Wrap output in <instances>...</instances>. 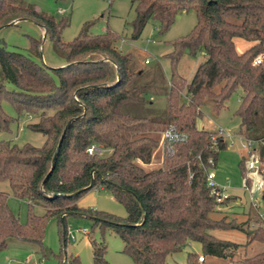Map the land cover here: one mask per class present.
Here are the masks:
<instances>
[{"label": "trees", "instance_id": "1", "mask_svg": "<svg viewBox=\"0 0 264 264\" xmlns=\"http://www.w3.org/2000/svg\"><path fill=\"white\" fill-rule=\"evenodd\" d=\"M130 6L132 39L140 36L149 20L163 34L177 14L194 10L193 29L170 42L168 82L160 68L145 76L131 53L117 49L120 35L109 28L92 34V22H86L77 36L65 42L60 34L68 17L56 20L33 5L0 0V27L31 20L65 59L62 66L49 67L0 44V100H8L18 116H37L27 127L45 137L41 146L0 141V183L6 181L12 195L28 203L27 219L21 223L8 205V193L0 190V249L12 238L41 246L44 223L51 216L57 218L65 246V217L85 211L76 200L94 187L108 191L124 206L126 216L94 211L92 227L118 235L121 251L133 264H167L170 255L182 250L185 264H199L193 244L200 247L203 258L229 259L239 248L240 244L212 233L242 229L225 216H215L222 204L235 197L217 202L206 185V172L227 143L220 138L212 142L215 132L197 127L196 120L204 107L217 113L240 90L233 113L239 120L236 132L258 143L264 183V59L252 63L264 51V0H130ZM236 37L253 44L238 52ZM31 45L36 51L39 41L32 40ZM184 52L203 55L190 80L176 71ZM163 91L167 105L161 114L151 97ZM10 120L0 106V130H8ZM170 125L185 139L164 147L158 167H146L160 146L154 134ZM91 144L109 153L89 154L86 149ZM240 167L245 172L243 158ZM33 205L41 206L44 213H33ZM243 232L244 246L264 243L261 226ZM89 242L93 263L108 264L104 241L90 237ZM238 264H264V250L243 256Z\"/></svg>", "mask_w": 264, "mask_h": 264}, {"label": "rangeland", "instance_id": "2", "mask_svg": "<svg viewBox=\"0 0 264 264\" xmlns=\"http://www.w3.org/2000/svg\"><path fill=\"white\" fill-rule=\"evenodd\" d=\"M24 4L33 5L36 10L48 15H52L56 20L66 16L69 23L61 31V39L65 42L72 40L78 35L80 29L86 22H92L89 31L92 34H99L109 28L120 35L115 41V46L122 53H131L136 67L142 68L148 75L154 68H160L165 81L168 82L171 76V64L167 54L172 47L170 42L181 36L188 34L196 24V14L193 9L181 12L176 15L169 30L160 34L157 25L153 20H149L144 26L140 36L131 38L132 29L128 22L134 17V12L130 8V0H19ZM32 40L39 41L36 51L32 50ZM4 44L7 49L23 52L30 57L43 62L49 67H59L65 62L64 56L55 48L48 36L39 24L28 20H19L16 24L6 25L0 28V44ZM252 41L242 38H234V44L238 52H242L252 45ZM202 53L195 57L184 52L180 57L176 71L186 80H190L197 64L203 59ZM145 60L147 62L145 63ZM166 87L165 84H161ZM10 89L12 85L7 84ZM240 90L233 93L225 102L223 108L215 113L209 106L203 108V114L196 120L199 128L207 130H223L231 134L224 138L227 145L218 152L215 165L212 167L215 173V181L220 187L234 199L220 206V212L216 217L225 216L227 220L239 224L240 229H216L212 233L224 240H229L240 244L231 258H217L206 256L204 264H238L243 256H251L264 250V243L253 241L249 245L246 243V235L243 231H253L258 227L264 229V221L257 212L251 208L248 195L243 191L245 172L242 173L240 160H245V165L254 154L258 153L243 147L245 140L237 134L239 120L234 116V111L238 106V95ZM153 108L162 114L167 105V97L164 93L153 94ZM0 106L3 112L11 118L8 130H0V141L8 140L11 143L21 146L25 143L34 146H41L44 142L42 133L33 131L27 124L38 119L37 116H18L14 106L5 98H1ZM160 141L158 132L154 134ZM257 147V146H256ZM109 153L107 151L105 154ZM163 148L160 146L154 153V167L161 163ZM151 168V166H146ZM249 174V173H248ZM253 181L259 180L258 172H250ZM0 190L8 193V205L21 223L27 219L28 203L12 195L10 187L6 181L0 183ZM237 198V199H236ZM238 200V202H237ZM76 204L85 210L83 213L68 214L65 217L66 226L85 227L89 233L78 235L75 240H67L63 246L58 233L56 216L48 217L44 223V236L41 246L31 242L22 241L16 238L9 239L7 245L0 249V264H94L92 250L89 242L91 237L95 241L103 240L106 245L105 260L108 264H133L131 258L124 254L123 241L121 238L106 229L104 233L97 227H92L93 219L91 215L94 211L105 212L118 218L126 216L124 206L116 201L113 196L101 188H92L82 194ZM33 213L42 215L44 209L39 205H33ZM260 211L264 213V205H260ZM192 250L199 256L200 249L192 246ZM185 250L170 255L167 264H185Z\"/></svg>", "mask_w": 264, "mask_h": 264}, {"label": "built area", "instance_id": "3", "mask_svg": "<svg viewBox=\"0 0 264 264\" xmlns=\"http://www.w3.org/2000/svg\"><path fill=\"white\" fill-rule=\"evenodd\" d=\"M264 59V51L256 55L253 59V64H259ZM147 60H145V63ZM160 137V142L162 145V148L166 145H169L171 143L181 141L185 139L186 135L183 132L178 131L173 125H170L168 128H166L163 131L158 132ZM231 134L228 132H224L223 130H217L214 135L211 136L212 142L216 141V139L220 138L222 140H225L224 138L230 137ZM243 138V137H242ZM244 139V138H243ZM245 143H243L244 148L251 149L256 152V146L257 142L253 140H247L244 139ZM86 151L89 154H96V155H105L108 149H104L101 146L97 144H91L89 147H87ZM209 163L213 164V161L209 159ZM259 165L260 160L258 153L254 154V156L247 161L246 163V179L247 182L243 185V191L248 195V200L251 208H253L260 218L264 221V213L260 211V205H264V183L260 175L259 180L253 181V175L250 174V172H258L259 173ZM249 173V174H248ZM206 185L209 188L210 194L215 198L217 202H222L227 200L231 197L230 194L226 192V189L223 187H220L217 182L215 181V173L213 171V168L210 167L206 172ZM89 233L88 229L85 227H75L72 228L71 226L67 227L66 229V236L68 240H75L78 235H87ZM198 261L202 262L204 261V258L202 255L198 256Z\"/></svg>", "mask_w": 264, "mask_h": 264}, {"label": "crops", "instance_id": "4", "mask_svg": "<svg viewBox=\"0 0 264 264\" xmlns=\"http://www.w3.org/2000/svg\"><path fill=\"white\" fill-rule=\"evenodd\" d=\"M253 44V43H252ZM240 136V135H239ZM241 137V136H240ZM159 165H160V163H159ZM158 165V166H159ZM148 166H151V168H153L154 167V159H153V162L150 164V165H148ZM158 166H156V167H158ZM233 197H235V196H233ZM237 199V198H236ZM237 202H238V200H237ZM193 247H195V248H197V249H200V247L197 245V244H193ZM206 262V256H205V258H204V261H202V262H199V264H204Z\"/></svg>", "mask_w": 264, "mask_h": 264}, {"label": "water", "instance_id": "5", "mask_svg": "<svg viewBox=\"0 0 264 264\" xmlns=\"http://www.w3.org/2000/svg\"><path fill=\"white\" fill-rule=\"evenodd\" d=\"M0 28H1V27H0ZM63 133H64V132H63ZM61 139H62V136H61L60 139H59V142H58L57 147L59 146V143H60Z\"/></svg>", "mask_w": 264, "mask_h": 264}]
</instances>
